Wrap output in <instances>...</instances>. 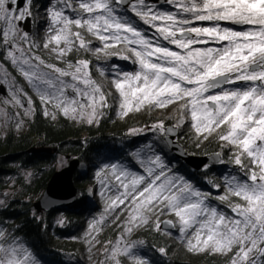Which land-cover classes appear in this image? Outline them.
Segmentation results:
<instances>
[{"label": "snow or ice", "instance_id": "obj_1", "mask_svg": "<svg viewBox=\"0 0 264 264\" xmlns=\"http://www.w3.org/2000/svg\"><path fill=\"white\" fill-rule=\"evenodd\" d=\"M164 2L174 11L157 7L155 0H58L60 6L49 9V32L53 34L43 47L65 67L39 56L21 53L17 57L14 43L9 58L36 89L42 104H52L66 118L88 124L99 123L104 109L112 106L107 99L110 93L92 78L88 59L73 62L66 59L69 54L83 50L97 57L118 56L136 65L134 72L111 65V87L119 96L118 114L126 116L144 106L164 109L177 104L180 118L175 125L165 128L163 121H157L148 130L168 136L190 119L198 139L207 140L215 133L224 142L222 147L235 149L230 160L247 179L231 176L226 180L227 192L218 199L229 201L233 215H225L210 208L206 195L173 173L162 152L148 144L141 149L143 155L136 157L142 171L108 166L119 188L106 211L131 206L124 228L129 235L150 223L157 232L178 225L182 237L195 227V243L187 241L189 251L231 253L230 264H264V0ZM6 3L0 0V19L9 22L5 44L15 31L11 21L31 15L27 6L19 16L10 15ZM201 22L209 23L203 26ZM220 22L241 27H222ZM82 32L101 46L93 47ZM69 90L75 97H68ZM13 101L23 107L19 96L14 94ZM28 105H32L31 98ZM44 114H49L47 107ZM130 131L138 134L144 130ZM216 156L219 159L220 153ZM230 197L243 203L232 202ZM165 215L175 220L162 221L160 217ZM99 223L93 222L90 232ZM122 240L105 247L107 261L121 264L123 255L132 264H149L134 254V242ZM0 241L6 242L3 231ZM158 251L166 254L162 247ZM0 264L36 262L22 244L13 243L8 247L0 244Z\"/></svg>", "mask_w": 264, "mask_h": 264}, {"label": "trees", "instance_id": "obj_2", "mask_svg": "<svg viewBox=\"0 0 264 264\" xmlns=\"http://www.w3.org/2000/svg\"><path fill=\"white\" fill-rule=\"evenodd\" d=\"M32 1L37 5L46 2ZM156 6L169 8L166 3ZM160 116L141 113L131 119L135 121L134 127L143 129L144 133L129 135L127 122L120 121L109 110L99 123L93 125L78 123L63 116L53 119L37 110L25 129L16 133L9 131L1 136L0 231L5 234V243L22 244L41 264H81L78 245L70 239L79 236L89 218H97L100 213L87 195V191L94 189L97 182L96 168L108 170L109 165L118 164L127 170H135L139 164L136 157L143 155L141 149L148 144L162 152L165 163L170 165L173 173L188 180L202 193L218 195L224 169H233L230 149L222 147V142L216 136L199 142L189 128H179L178 141L189 154L207 156L220 153L224 161L202 171L192 170L162 145L163 137L159 133L153 135L145 130L160 120L165 126H173L179 120L177 112L174 117ZM57 155L77 159L83 166L73 176L76 202L38 214L32 210V206L39 201L51 176L58 171L55 163ZM61 216L63 222L55 223V218ZM108 234L114 235L109 231ZM134 238L139 242L133 251L149 264L181 263L177 255L173 257L169 242L154 231L141 232ZM161 247L166 254L158 251ZM194 264H227V258L205 254L197 257Z\"/></svg>", "mask_w": 264, "mask_h": 264}, {"label": "rangeland", "instance_id": "obj_3", "mask_svg": "<svg viewBox=\"0 0 264 264\" xmlns=\"http://www.w3.org/2000/svg\"><path fill=\"white\" fill-rule=\"evenodd\" d=\"M53 5H57L58 7L60 6L58 0H46V2L42 3L41 5H37L32 0H30V5L28 3H25L23 5L24 7L22 6V10L26 6L29 8L31 15H27L24 18L26 17L31 18L33 31L31 35H28L21 30L20 42L15 43L16 45L15 50L19 49L18 57H20L21 53H23L25 57L39 56L45 62L53 63L56 64L58 67L63 68L65 67V64L57 61L55 55L50 53L48 49H45L43 47L44 43L49 39V36L53 34L49 32V28L51 27L52 24V21L49 17V9ZM168 6L169 8H166L164 10L174 11L171 5ZM67 14L74 15L71 12H68ZM23 19H21V21H23ZM208 23L209 22H201L203 26H207ZM220 23L222 27L234 28L237 30H239L241 27L239 25H233L227 22H220ZM197 26H200V24H198ZM73 30L77 31L78 29H75V26H73ZM82 34L84 35L86 40L92 41L93 47L101 46L100 42L91 35L87 34L86 32H82ZM25 37H27V39H25ZM52 46L54 45H50V47ZM212 46H216V45H212ZM78 58H86L91 62L90 71L92 78L97 83L102 84L104 86L103 90L106 93H110L107 99L109 104L112 106L110 108L104 109V113H106L108 110L112 111L115 114V117L118 118L120 121L124 120L127 122V125L130 126L129 128L130 130L137 129L134 127L135 121H131V119H135L141 113H148L154 115L161 114L160 117L163 118L166 116L174 117L175 113L177 112L179 113V118H180V112L179 109H177L178 108L177 104L169 105L164 109L144 106L139 111L133 110L129 112L128 115L126 116L118 114L119 96L115 92V89L111 87V77H110L111 65L112 64L119 65L123 71H128V72H134L137 69V66L132 64L130 61L119 59L118 56L105 57L103 55H100L99 57H97V55L93 54L92 52L86 53L83 50H80L79 52L73 51L72 53L69 54V56L66 59L75 62V60ZM32 62L35 63V61ZM15 68L17 73L16 75L18 77L15 80L11 79L10 77L4 76L3 73L0 72V80L4 81V84L8 88V93H9V96L6 97L5 99L0 98V137L5 135L9 131H13L15 133L22 131L23 129H25L27 122L32 120L36 111L41 110L43 113H45L46 107L49 113L47 116L51 118L53 117V114H55V118L59 116H63L52 104H49L47 106L42 104L36 89L25 79V77L22 75V73L20 72V70L17 68L16 65ZM44 71L47 72L48 69H44ZM102 73L104 74L102 75ZM14 94L19 96L21 101L25 100V104L22 102L23 107H21L20 105L16 104L13 101ZM67 95L69 98L75 97V93L72 92L71 90L67 92ZM28 98H31L32 100L31 107H29L28 105ZM8 110L12 111V115L9 114ZM75 122L88 124L86 122H80V121H75ZM166 127L168 126H165V128ZM183 127L186 129L189 128L191 130V132L195 136L196 141L199 142L205 141L197 138L195 131L191 127L190 119H188L185 122V124H183L179 128H183ZM148 129L145 130H147V132L150 134L157 135L159 133L161 135L159 131L153 132ZM130 130L128 131L129 135H131ZM222 130L223 129H218L217 131H222ZM141 133H144V131L140 132L139 134ZM161 136L163 137V135ZM213 136H216V134L214 133L209 138ZM176 140L178 141V137ZM223 143L224 142H222V144ZM162 145L168 150L164 140ZM227 148L230 149L229 151L231 154H233V152L235 151L234 148H230V147ZM69 160L70 159L66 158L65 156L57 155L55 162L56 168L60 170L66 167ZM245 163H247V159H245ZM231 164L234 170L232 168H227L226 170L224 169V172L222 173L221 176L222 185L218 195L212 196V195H208L207 193L206 194L202 193L201 191L198 190L203 195H206L205 203L210 208H215L218 212H222L228 216L233 215L229 207V201L228 200L221 201L220 199H218L219 196L225 195L227 192V188L225 186L226 180H228L229 177L231 176H236L241 179H247L238 166H236L233 162ZM79 169L82 170L83 166L81 165ZM128 171L137 172V171H142V169L138 164V167L135 170H128ZM95 172H96L95 177L97 179V182L95 184L94 189L87 191V195H88V199L93 203L95 208L100 210V213L97 216V218H92V217L89 218V220L84 224V228L82 229V231L79 232V236L72 237L70 239V241H73L74 243H77L76 245H78L77 249H78V254L81 258V264H111L110 261L106 260V256H105L106 246L115 245V243L118 240H121V237H123V240L121 241L122 243L134 242L136 245L139 241L135 239L134 236L141 232L144 233L146 231H154L160 236H163L166 239V241L169 242L170 249L173 250L172 251V253L174 254L173 257L176 258L177 255L180 258L178 259V261L180 260V262L182 263L194 264L197 257L207 254L209 256H218L222 258L223 257L227 258V264H230L231 253L228 255H222L220 253L211 252L209 250H205V251L188 250V246H187L188 239H192L193 243H195L194 240L195 227L189 229L186 236L184 237L180 235L178 225L177 227L172 228L173 229L172 231L168 230L167 232H157L153 230L151 223L147 227L134 229V231L130 235L127 234L124 231V228L126 225L128 214L131 211V206H129L128 208H124L123 206H121V208L116 209L114 212L111 210L106 211V209L108 208V204L110 203V200L114 199L115 196L118 194L117 188H119V182L112 175V171L110 168L106 170L103 169V167H98L96 168ZM98 172L100 173L99 176H97ZM109 189H111V191H109ZM122 190L123 189L120 188V191ZM101 193H104V195L102 196ZM229 199L232 202L243 203V201H239L238 198L236 197H230ZM160 219L162 221L175 220V217L165 215V216H161ZM96 221H99L100 223L97 225L95 231L90 232V225ZM54 222L57 224L62 223L63 222L62 216L60 218H55ZM108 231L110 233H113L114 235L108 234ZM103 235L104 237L102 239ZM0 244H3L5 247L9 246V244L5 243V241H0ZM10 244H13V242ZM134 254L136 256H139L138 254H136V252H134ZM119 259L121 260V264H123L124 262L127 264H132V261L126 256L122 255L119 257ZM172 259L173 258L170 259V262ZM36 264H41V263L36 262Z\"/></svg>", "mask_w": 264, "mask_h": 264}, {"label": "water", "instance_id": "obj_4", "mask_svg": "<svg viewBox=\"0 0 264 264\" xmlns=\"http://www.w3.org/2000/svg\"><path fill=\"white\" fill-rule=\"evenodd\" d=\"M26 0H18V7H22ZM151 2V0H150ZM165 3L164 0H155V4ZM28 24L25 21L24 25ZM25 27V26H24ZM0 94H5V88L0 85ZM23 102V100H22ZM11 115V113H10ZM168 126L166 128H171ZM179 134L178 128L168 136L163 135V140L167 148L175 157L184 162L189 168L195 171H202L206 167H213L221 160L216 154L207 156H196L189 154L183 146L176 140ZM50 152V150H47ZM80 168V162L77 159L69 160L66 167L56 171L48 181L46 188L39 199L32 206V210L38 214L48 213L54 209L67 207L76 202V188L73 183V176ZM169 230H173L172 228ZM177 264H191V263H177Z\"/></svg>", "mask_w": 264, "mask_h": 264}, {"label": "flooded vegetation", "instance_id": "obj_5", "mask_svg": "<svg viewBox=\"0 0 264 264\" xmlns=\"http://www.w3.org/2000/svg\"><path fill=\"white\" fill-rule=\"evenodd\" d=\"M25 3L29 4V0H26ZM17 4H18V0H16L15 3H12V0H7L5 7L11 10L10 15H15V16L20 15V11L22 10V7H18ZM25 21H28V24L24 25ZM11 23L15 26V31L14 34L10 35L8 43L5 44L4 32L8 30L9 22L7 20L0 19V72H2L4 76L10 77L11 79L15 80L16 78H18L16 75L17 74L16 68H15V64L9 58L8 52L9 49L12 48L13 43L15 44L20 42L21 30L26 34L31 35L33 31V25L30 17L24 18L23 21H21V19L12 20ZM12 50L14 54L18 57V51L15 50V48H13ZM0 85L5 88V94L4 95L0 94V98L5 99L6 97L9 96L8 88L4 84L3 80H0ZM23 103L25 104V100H23ZM8 112L9 114L11 113L12 115L11 110H8Z\"/></svg>", "mask_w": 264, "mask_h": 264}]
</instances>
